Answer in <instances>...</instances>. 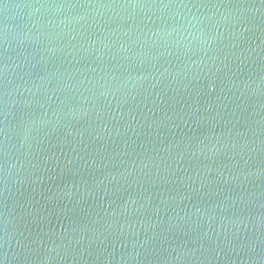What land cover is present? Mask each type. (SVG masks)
I'll use <instances>...</instances> for the list:
<instances>
[{"label":"water","instance_id":"1","mask_svg":"<svg viewBox=\"0 0 264 264\" xmlns=\"http://www.w3.org/2000/svg\"><path fill=\"white\" fill-rule=\"evenodd\" d=\"M0 264H264V0H0Z\"/></svg>","mask_w":264,"mask_h":264}]
</instances>
